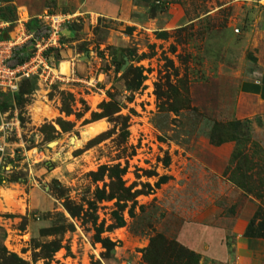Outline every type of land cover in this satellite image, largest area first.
Returning <instances> with one entry per match:
<instances>
[{
	"label": "rangeland",
	"instance_id": "rangeland-1",
	"mask_svg": "<svg viewBox=\"0 0 264 264\" xmlns=\"http://www.w3.org/2000/svg\"><path fill=\"white\" fill-rule=\"evenodd\" d=\"M25 1L0 15L68 21L56 77L0 92V264L240 262L264 212V0Z\"/></svg>",
	"mask_w": 264,
	"mask_h": 264
},
{
	"label": "built area",
	"instance_id": "built-area-1",
	"mask_svg": "<svg viewBox=\"0 0 264 264\" xmlns=\"http://www.w3.org/2000/svg\"><path fill=\"white\" fill-rule=\"evenodd\" d=\"M1 6L0 0V12ZM30 21L38 27L28 29ZM66 21L63 15L45 12L10 20L0 15V92H16L21 81L35 76L56 77L48 50L62 45L60 37Z\"/></svg>",
	"mask_w": 264,
	"mask_h": 264
},
{
	"label": "trees",
	"instance_id": "trees-1",
	"mask_svg": "<svg viewBox=\"0 0 264 264\" xmlns=\"http://www.w3.org/2000/svg\"><path fill=\"white\" fill-rule=\"evenodd\" d=\"M35 24H36L35 21H30L27 24V28L31 29L34 27L33 25H35ZM251 60H254V59L251 58ZM23 81H25V80H23ZM23 81H21L20 85L22 84ZM20 85H19V87H20ZM230 124H232L233 127L234 126H237V127L242 126V122L240 119H235L234 121L230 122ZM221 133H222V130L215 128L213 130V135L211 134L210 138L214 139V137H216L217 141H219ZM217 141L215 140V142H217ZM220 141H222V140H220ZM119 221H120V219H119ZM243 235L245 237H249V238H263L264 239V212H261L259 209H257L253 213L252 217L250 218V220L248 221V223L246 225V228L244 230ZM186 254L189 256V258H190L189 260H192V263L195 264L196 259L193 260V258H195L197 256V254L193 253L191 250H188ZM189 264H190V262H189Z\"/></svg>",
	"mask_w": 264,
	"mask_h": 264
},
{
	"label": "crops",
	"instance_id": "crops-1",
	"mask_svg": "<svg viewBox=\"0 0 264 264\" xmlns=\"http://www.w3.org/2000/svg\"><path fill=\"white\" fill-rule=\"evenodd\" d=\"M39 1L43 2L45 0H30V2H28V1L26 2L25 1V3H24L23 6H26V8H27L28 11H30V12H33L34 11L35 12V11L38 10L37 5L40 3ZM33 4H35V5H33ZM58 4H59V2L57 0V5ZM40 5H41V3H40ZM247 223H246V225H247ZM246 225H245L242 233L239 235L242 238V240L245 239V241H246L245 242L246 247H244V248L243 247H237L238 249L237 248H234V252L235 253H233L234 254L233 257L237 261L240 260V262H237L236 264H249L250 262L253 263L254 262V257H253V253H251V251H250L251 250L250 247L251 246L253 247L255 245L254 244V241L255 240L263 239V238H249V237H245L243 235V233H244V230L246 228ZM209 253H210L209 254L210 257H212V258H221L224 261L226 260V257H228L227 259H229L228 253L227 254H223L221 252V250L219 249V247L218 248H214V249L212 248Z\"/></svg>",
	"mask_w": 264,
	"mask_h": 264
}]
</instances>
